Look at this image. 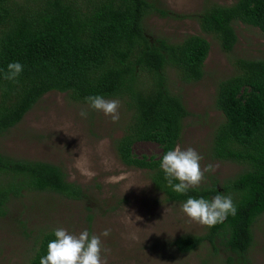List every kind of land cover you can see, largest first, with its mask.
<instances>
[{"label": "trees", "instance_id": "16d2710c", "mask_svg": "<svg viewBox=\"0 0 264 264\" xmlns=\"http://www.w3.org/2000/svg\"><path fill=\"white\" fill-rule=\"evenodd\" d=\"M154 14L167 12L153 0H0V70L12 61L24 65L15 81L0 76V136L49 92L65 93L82 103L94 94L122 101L129 118L114 148L125 166L146 171L166 202L181 204L189 196L210 199L223 193L237 208L223 223L206 226L199 235L179 236L172 246L188 253L208 244L248 264L252 228L264 214V58H236L233 73L216 88L215 108L223 120L213 131L209 157L239 164L240 172L221 181L213 178L183 195L176 193L159 161L178 144L189 112L182 98L170 91L166 71L174 70L182 83L200 81L210 43L200 35L179 42L151 39L144 24ZM197 20L202 33L231 53L238 42L236 24L264 35V0L207 3ZM140 141L155 143L160 155L137 156L133 147ZM32 192L78 202L87 197L59 165L0 153V217L11 200ZM51 233L36 239L27 264H40Z\"/></svg>", "mask_w": 264, "mask_h": 264}, {"label": "rangeland", "instance_id": "374dc122", "mask_svg": "<svg viewBox=\"0 0 264 264\" xmlns=\"http://www.w3.org/2000/svg\"><path fill=\"white\" fill-rule=\"evenodd\" d=\"M235 1L153 0L167 15H151L144 24L151 39L179 42L188 35H200L210 43L200 81L182 83L174 70L166 71L170 91L182 98L189 112L178 144L200 154L202 170L209 164L215 167V171L204 173L199 186L240 172L239 164L209 157L213 131L223 120L215 108L216 88L233 73L236 58H264V35L256 28L236 24L238 42L231 53L221 50L212 35L200 30L197 15L207 3L230 5ZM118 101L119 119L113 122L65 93L49 92L18 125L0 136V153L57 164L69 181L87 193L83 202L33 192L11 200L6 215L0 217V264H27L36 239L59 227L96 235L109 229V236H101L106 264H240L233 255L215 252L208 244L188 253L172 246L179 236L202 234L206 226L187 218L180 204L166 202L154 190L146 171L119 160L114 141L122 136L129 113ZM82 109L88 111L87 118L79 116ZM133 150L137 156L160 155V148L150 142H137ZM85 170L95 175L88 178ZM108 177L111 182H106ZM252 230L254 243L246 256L248 264H264V214Z\"/></svg>", "mask_w": 264, "mask_h": 264}, {"label": "clouds", "instance_id": "9594fccd", "mask_svg": "<svg viewBox=\"0 0 264 264\" xmlns=\"http://www.w3.org/2000/svg\"><path fill=\"white\" fill-rule=\"evenodd\" d=\"M24 65L19 61L9 62L5 70H0V76L8 81H15L23 72ZM88 108L103 113L113 122L119 119V101L106 99L101 94L84 97ZM81 118H87L88 111L79 112ZM202 157L193 148H181L179 144L169 148L159 161V168L164 174L168 186L176 193L185 194L189 189H196L204 179L205 172L215 171L212 164L201 169ZM107 164V161H105ZM84 175L92 178L95 173L85 170ZM111 177L106 182H111ZM180 211L190 220L213 227L223 223L229 215H235L237 208L230 195L217 193L213 197L189 196L180 204ZM109 229L100 235L90 234L83 230L78 234L59 227L52 230V239L47 243L46 254L41 256L40 264H106L102 253L105 251L101 236L107 237Z\"/></svg>", "mask_w": 264, "mask_h": 264}]
</instances>
